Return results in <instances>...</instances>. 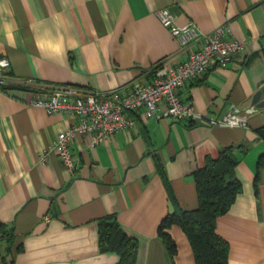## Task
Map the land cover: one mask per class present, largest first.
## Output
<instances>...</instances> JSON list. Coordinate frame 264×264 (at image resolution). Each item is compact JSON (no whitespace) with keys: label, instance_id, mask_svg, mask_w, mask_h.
Listing matches in <instances>:
<instances>
[{"label":"crops","instance_id":"obj_1","mask_svg":"<svg viewBox=\"0 0 264 264\" xmlns=\"http://www.w3.org/2000/svg\"><path fill=\"white\" fill-rule=\"evenodd\" d=\"M169 7L178 25L193 21L209 33L245 44L226 65L190 79L180 93L201 117L176 120L137 114L136 124L96 146L72 141L77 167L51 149L74 116L32 103L43 87L104 92L146 77L185 53L157 10ZM0 222L14 234L0 240V264H116L100 247L98 219L115 215L138 239L135 264H196L183 228L170 227L172 258L159 235L175 208L160 163L182 209L199 204L194 172L227 145L244 143L235 172L242 189L216 230L229 243L228 264H264V109L249 113L264 84V0H0ZM230 111L246 124L210 122ZM49 149L46 160L40 154ZM0 231V237L2 236ZM21 245V249L18 247ZM14 259L13 262H11Z\"/></svg>","mask_w":264,"mask_h":264},{"label":"built area","instance_id":"obj_2","mask_svg":"<svg viewBox=\"0 0 264 264\" xmlns=\"http://www.w3.org/2000/svg\"><path fill=\"white\" fill-rule=\"evenodd\" d=\"M157 16L179 41L181 52L185 53L181 60L162 61L148 70L146 77L104 92L73 86L43 87L32 99L33 104L43 106L50 114L65 111L74 116L72 125L58 134L51 147L71 171L77 167L72 141L78 135H85L88 144L96 146L115 132L133 127L138 113L147 119L171 116L180 121L201 117L190 103L182 99V87L210 67L226 65L245 51L244 42L225 36L228 29L223 25L209 33L200 31L193 21L178 25L169 7L158 9ZM9 65L6 57L0 59V68ZM210 122L238 125L246 124L247 118L230 111ZM48 152L49 149L44 150L40 158L46 160Z\"/></svg>","mask_w":264,"mask_h":264},{"label":"trees","instance_id":"obj_3","mask_svg":"<svg viewBox=\"0 0 264 264\" xmlns=\"http://www.w3.org/2000/svg\"><path fill=\"white\" fill-rule=\"evenodd\" d=\"M264 134V126L259 128ZM247 151L244 143L227 145L220 149L216 156H209L203 167L194 172L199 204L193 209H182L175 197L163 166L158 164L170 198L175 204L161 221L158 231L169 255L173 258L177 252V243L170 233L173 224L180 225L192 245L196 264H228L229 243L216 230L217 217L228 211L242 189V182L235 172L239 163L237 150ZM100 247L102 250L116 251L119 260L116 264H135L138 257L139 242L129 235L115 215H106L98 219ZM3 233L0 240L10 243L14 234L0 222ZM11 245V244H10ZM8 244L2 259L8 263L7 255L11 248ZM21 245L18 247L20 250ZM14 259L11 261L13 262ZM177 264V263H175Z\"/></svg>","mask_w":264,"mask_h":264},{"label":"water","instance_id":"obj_4","mask_svg":"<svg viewBox=\"0 0 264 264\" xmlns=\"http://www.w3.org/2000/svg\"><path fill=\"white\" fill-rule=\"evenodd\" d=\"M251 106L249 113L256 112L261 108L264 109V84L253 94Z\"/></svg>","mask_w":264,"mask_h":264}]
</instances>
